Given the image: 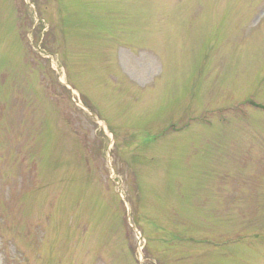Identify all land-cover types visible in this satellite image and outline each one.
I'll return each instance as SVG.
<instances>
[{
	"label": "rangeland",
	"instance_id": "374dc122",
	"mask_svg": "<svg viewBox=\"0 0 264 264\" xmlns=\"http://www.w3.org/2000/svg\"><path fill=\"white\" fill-rule=\"evenodd\" d=\"M0 264H264V0H0Z\"/></svg>",
	"mask_w": 264,
	"mask_h": 264
}]
</instances>
